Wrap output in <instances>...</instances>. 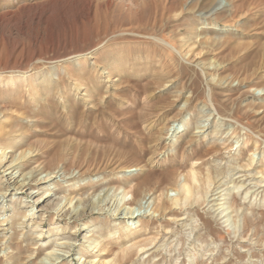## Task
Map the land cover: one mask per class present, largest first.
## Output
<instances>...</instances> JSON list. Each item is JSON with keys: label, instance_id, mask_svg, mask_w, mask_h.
Wrapping results in <instances>:
<instances>
[{"label": "rangeland", "instance_id": "1", "mask_svg": "<svg viewBox=\"0 0 264 264\" xmlns=\"http://www.w3.org/2000/svg\"><path fill=\"white\" fill-rule=\"evenodd\" d=\"M95 3L0 0V264L150 237L132 264H264V0ZM202 162L214 181L184 219L153 213ZM88 200L104 211L77 217Z\"/></svg>", "mask_w": 264, "mask_h": 264}, {"label": "bare ground", "instance_id": "2", "mask_svg": "<svg viewBox=\"0 0 264 264\" xmlns=\"http://www.w3.org/2000/svg\"><path fill=\"white\" fill-rule=\"evenodd\" d=\"M87 3H88L87 13L90 14V12L93 9L94 4H96V3H95V0H87ZM27 4H28V2H27ZM36 4H38V3H36ZM25 6H27V5H25ZM29 6H33V5H29ZM38 18H40V17H38ZM80 20H82V19H80ZM0 129H3L2 125L0 126ZM24 156H25V153L23 154L22 157H24ZM200 159H202V156L200 158H198V160H200ZM154 163H155V160H151L149 164L148 163L144 164L143 168H146L148 166H152ZM202 164H204V162H202L199 165L196 164V165L191 166L190 170L188 171V173L186 175L187 177H186L185 182L183 184H180L181 197L172 200V202L170 203L169 201H165L163 199V197L160 195L157 198L156 206L153 208L154 209L153 213H160V215H164V216L168 215V219H167L168 222L167 223H172V222H176V221L184 219L183 217H180V214H178L179 211L177 210L178 208H180V209L182 208V206H183L182 201H184V203L188 202V204H193V202H198V200L202 197L201 194L204 191H206L205 193H208V188L211 185V183L214 181V176L212 175L210 169H207V171L205 173L203 168H202ZM204 167H205V165H204ZM167 169H168V167H167ZM144 173H146V172L144 171ZM144 173H143V175H144ZM262 174L264 176V172H262ZM162 176L163 177L161 178L160 181H168L169 184H171L172 186H178V185H176V182H175L177 180L175 173L164 172V173H162ZM32 179H33V175H28V174L24 175L20 181L16 180V182L14 181L15 183H8V185L5 184V186H3V189L7 190L8 187H13L16 190H19V189L22 190L24 187H26L27 185H29L31 183ZM50 179H54V178L51 176ZM154 179H155L154 173L152 170H150L148 175L137 186L139 188L153 190V188H155ZM42 181L43 180L40 178V179H37L34 183H40ZM44 181H46V180H44ZM262 181L264 182V180H262ZM260 182H261V180H260ZM18 183H20V185H18L20 187L15 188L16 184H18ZM239 187H241V186H239ZM72 202H73V199L70 200V203H72ZM99 202H91L89 200L86 201L84 204L85 207L82 209L80 214L78 213L77 217H80V216L82 217V216H86V215H93L95 213L103 212L104 207ZM223 205H225V204H223ZM231 206H228L227 208L221 210V212L226 211ZM88 209H89V211H88ZM118 210H119L118 208L115 209V211H118ZM140 215L141 214H136V212L131 210L130 213H128L127 218L128 219H136ZM198 215H200V214H198ZM200 219H202V218H200ZM204 223L207 224L208 222H206L204 220ZM0 225H2V224H0ZM168 231H169V229H168ZM74 233L78 234L79 230L78 231L75 230ZM167 233H169V232H167ZM133 234H134V232H132V231L128 232L127 231L122 235V237L125 238V240H126V238H128L130 235H133ZM44 236H45L44 233L38 232V236H37L38 238H44ZM155 240H156V237H150V238H144V239L135 238L133 240V242L131 240L132 243L130 242V245H128V246L122 245V247L119 251H116L113 246H110L112 243H114L113 240H110L107 243L100 244V246H99V249L97 252H99V255H102V258L99 256V259H96V257L98 255L97 256L94 255L93 259L91 261H89L87 264H98V262H100L99 264H132V262L134 261L133 260L134 256H137L138 254L148 253L150 250L153 249V248H150L149 246L152 245L153 242H155ZM121 241H122L121 237H120V239L116 240V242H118V243H122ZM126 241H128V239ZM64 245H66V244H64ZM67 257H69V256H66L64 253L63 254H61V253L57 254V252H56V253L51 254L50 258L52 260V263L60 264ZM84 261H86V260H84Z\"/></svg>", "mask_w": 264, "mask_h": 264}]
</instances>
